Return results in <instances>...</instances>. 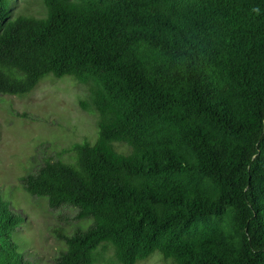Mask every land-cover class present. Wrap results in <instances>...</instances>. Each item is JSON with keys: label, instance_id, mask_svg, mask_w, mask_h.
I'll use <instances>...</instances> for the list:
<instances>
[{"label": "trees", "instance_id": "trees-1", "mask_svg": "<svg viewBox=\"0 0 264 264\" xmlns=\"http://www.w3.org/2000/svg\"><path fill=\"white\" fill-rule=\"evenodd\" d=\"M42 1L0 0V102L70 77L98 118L18 180L55 220L50 263L264 264V0ZM25 218L0 185V264H34Z\"/></svg>", "mask_w": 264, "mask_h": 264}, {"label": "rangeland", "instance_id": "rangeland-1", "mask_svg": "<svg viewBox=\"0 0 264 264\" xmlns=\"http://www.w3.org/2000/svg\"><path fill=\"white\" fill-rule=\"evenodd\" d=\"M12 2V17L46 16L47 9L42 0ZM87 98L86 88L72 78L59 80L48 77L30 95L5 97L0 102V185L4 197L26 216L20 239L23 250L34 264H51L50 259L63 244L48 232L55 220L48 212L46 203L34 202L23 191L18 180L33 164L39 144L50 142L55 149L63 151L97 138V116L85 112L80 106V101ZM15 113L39 117L47 123L22 119ZM100 253L103 255L100 257L101 264H116L111 249L100 250ZM139 264L174 262L155 253Z\"/></svg>", "mask_w": 264, "mask_h": 264}]
</instances>
